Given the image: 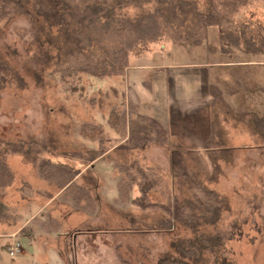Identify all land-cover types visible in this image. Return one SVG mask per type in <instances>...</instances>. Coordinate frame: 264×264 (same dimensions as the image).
<instances>
[{"label": "rangeland", "instance_id": "obj_1", "mask_svg": "<svg viewBox=\"0 0 264 264\" xmlns=\"http://www.w3.org/2000/svg\"><path fill=\"white\" fill-rule=\"evenodd\" d=\"M198 2L203 8L205 1ZM133 12V8L126 10L127 15ZM235 27L245 32L244 37L254 34L264 41V0H246V5L232 16L230 23L221 20L209 26L205 39L197 43L164 40L151 44L147 51L150 56L136 62L224 60L234 58L230 51L239 56L254 53V58L264 61V43L259 51L251 52L243 46L223 47L222 33L225 35ZM53 34L54 29L43 30L22 15L0 22V62L7 70L0 88V153L15 173L9 185L0 187V264H48L44 256L36 254L37 245L43 246L49 241L48 236L56 239L57 247L62 248L60 253L49 257L55 258L57 264L71 262L69 235L83 232L84 228L69 229L85 220L82 211L89 212V208L78 210L73 206L75 194L70 189L61 191L55 184L39 179L32 164L22 155L13 153L7 144L80 169L91 166L87 158L98 148L96 140L83 138L78 133L81 121L101 124L105 136L110 138L105 144L107 147L113 145L112 139L119 141L120 138L106 124V116L110 104L127 105L121 77L95 78L79 74L71 93V79L62 81L54 71L55 59H46L47 52L56 53L46 40ZM261 86L260 90L259 87L254 90L248 85L230 88L227 85L223 88L225 93L238 90L231 104L218 89L211 88L214 96L210 110L211 136L203 144L184 145L176 138L169 139L168 133L165 145L152 143L144 150H118L98 161L97 167L121 161L151 164L145 151L158 148L167 157V163L157 169L172 193L189 195V191L179 185L181 168L186 167L193 170L204 185L225 197L227 208L221 210L219 220L214 225L199 226L196 233L204 237L219 236L220 252L233 264H264V103L258 104L262 108L258 111L255 110L257 103L241 102L244 97L264 101V85ZM255 91L258 95L252 97ZM261 120L260 127L258 121ZM94 173L95 169L89 170L84 178L90 180ZM51 194L58 196L43 208ZM150 200L164 201V197L151 193ZM105 201L98 198L94 208L99 213L95 224L99 229L98 245L92 251H81L78 258L81 263L88 258L89 264H157L166 255L179 259L181 256L174 249V243L194 235L192 230L179 225L167 231L158 229L159 222L166 217L158 208L141 210L131 206L127 198H119L116 204ZM19 226L23 227L17 231ZM86 226L90 228L89 224ZM128 230L138 235L127 234ZM63 232L67 235L61 234ZM13 240L20 242L22 250L9 256L6 249ZM204 254L207 264H211L212 255Z\"/></svg>", "mask_w": 264, "mask_h": 264}, {"label": "trees", "instance_id": "obj_2", "mask_svg": "<svg viewBox=\"0 0 264 264\" xmlns=\"http://www.w3.org/2000/svg\"><path fill=\"white\" fill-rule=\"evenodd\" d=\"M198 1L0 0V22L22 15L43 30L54 29L55 34L46 40L56 53L47 52L46 59H55L54 71L59 73L62 81L71 79L69 90L72 93L77 75L95 78L122 76L130 58L148 51L151 44L164 40L197 43L205 39L209 26L221 20L230 23L232 16L246 5V0H204L205 5L201 8ZM128 8L135 9L133 15H127ZM227 31L225 35L222 33L223 47L243 46L251 52L259 51L258 48L263 46L261 36L256 38L254 34H247L244 37L245 32L236 27ZM249 35L252 38H248ZM6 71L5 64L0 62V88L5 82ZM110 105L106 124L122 139L117 151L144 150L152 143H168L166 128L155 118L138 113L135 106ZM261 123L262 120L258 121L260 127ZM77 131L83 138L98 142V148L87 158L88 164L108 150L105 144L110 138L105 136L101 124L81 121ZM7 147L30 162L39 179L55 184L61 191H73L76 209L94 210L91 187L75 182L77 169L63 162L31 155L14 144H7ZM115 166L119 171V198H127L135 186L138 195L129 199L130 204L141 210L158 208L166 215L159 222L158 229L167 231L179 225L194 233L192 238L174 243V249L181 256L179 259L166 255L157 264H207L205 252L212 255L211 264H233L224 252H220L219 236L204 237L196 233L203 224L214 225L221 210L227 207L225 197L198 180L193 170L181 168L179 185L189 191L185 196L172 193L165 178L154 167L136 161H121ZM14 176L13 169L0 153V187L9 185ZM88 183L95 182L90 180ZM151 193H158L164 201H151Z\"/></svg>", "mask_w": 264, "mask_h": 264}, {"label": "crops", "instance_id": "obj_3", "mask_svg": "<svg viewBox=\"0 0 264 264\" xmlns=\"http://www.w3.org/2000/svg\"><path fill=\"white\" fill-rule=\"evenodd\" d=\"M229 53H233L234 58L176 61L173 63H137L136 60L150 56L147 51L139 56H132L129 66L125 69L124 74L120 76L126 104L135 106L138 113L158 120L169 133V139L176 138L178 139L177 141L184 145L203 144L211 136L210 110L214 98L210 91L211 88L218 89L221 95L223 94L227 98V103L231 104L236 98L235 94L238 93V90L234 91L237 93H225L223 88L227 85L229 88L236 86L245 87L248 85L254 88V90L258 87V90H260L262 88L261 85H264V61L254 58V53L240 54V56L231 51ZM257 95V91L252 92V97ZM241 99H245L241 102L246 105L252 102L257 103L255 110L258 111L262 109L258 104L264 103L261 99L260 101L257 99L254 101L251 97ZM111 141L113 145L109 146L106 152L94 159L90 163L91 166L77 169L79 172L75 177V182L91 187L95 205L98 198H101L103 201L106 199L114 204L119 201L118 177L115 176V171H117L115 164L110 162L106 167H97L98 161L117 152L116 147L122 142V139L119 138V141L112 139ZM150 151L152 150L147 149L145 151L151 163H147L146 165L154 167L160 172L157 166L162 167L165 165L167 157L161 154L159 152L161 150L158 148H153V153ZM94 169V176L90 180L95 183H91V185L88 183L90 181L88 177L84 178V175H87V171ZM104 180H107L108 183H105ZM137 195V189L133 186L128 193L129 198L127 197V201L130 203L129 199ZM57 196L58 194L49 195L48 201L43 205V208L51 204ZM95 210L89 212L82 211L85 212V220L69 229L83 227L84 231L69 235V251L73 259H71V262H66V264H89L90 258L86 259L87 262L84 261L83 263L78 258L82 250L92 251L93 247L98 245L99 229L95 227V224L98 223L97 216L99 213L98 209ZM94 219L96 222H94ZM88 224L90 228L85 227ZM22 227L19 226L17 231ZM135 232L128 230L127 234L138 235ZM61 234L67 235L65 232ZM48 237H50L48 238L49 241H45L43 246L37 245L36 254L44 256L43 258L48 260V264H57L56 259L49 256L56 255L57 252L60 253L62 248L57 247L56 239L53 240L51 236ZM95 239L97 240L95 241ZM34 242H37L36 239Z\"/></svg>", "mask_w": 264, "mask_h": 264}, {"label": "built area", "instance_id": "obj_4", "mask_svg": "<svg viewBox=\"0 0 264 264\" xmlns=\"http://www.w3.org/2000/svg\"><path fill=\"white\" fill-rule=\"evenodd\" d=\"M22 247L19 241L13 240L7 245V253L9 256H15L21 253Z\"/></svg>", "mask_w": 264, "mask_h": 264}]
</instances>
